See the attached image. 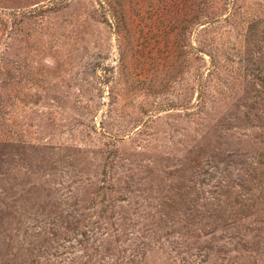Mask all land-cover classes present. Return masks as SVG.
I'll list each match as a JSON object with an SVG mask.
<instances>
[{
    "label": "rangeland",
    "instance_id": "374dc122",
    "mask_svg": "<svg viewBox=\"0 0 264 264\" xmlns=\"http://www.w3.org/2000/svg\"><path fill=\"white\" fill-rule=\"evenodd\" d=\"M105 3L0 0V264H264V0Z\"/></svg>",
    "mask_w": 264,
    "mask_h": 264
},
{
    "label": "trees",
    "instance_id": "16d2710c",
    "mask_svg": "<svg viewBox=\"0 0 264 264\" xmlns=\"http://www.w3.org/2000/svg\"><path fill=\"white\" fill-rule=\"evenodd\" d=\"M117 0H105V4L108 7L107 12L110 14L111 17L116 18V15L121 14L120 11H118V9H116V5L114 4V2H116ZM54 4V3H53Z\"/></svg>",
    "mask_w": 264,
    "mask_h": 264
}]
</instances>
